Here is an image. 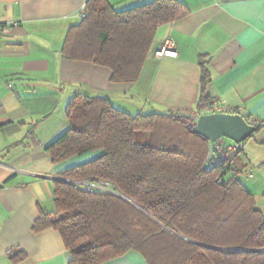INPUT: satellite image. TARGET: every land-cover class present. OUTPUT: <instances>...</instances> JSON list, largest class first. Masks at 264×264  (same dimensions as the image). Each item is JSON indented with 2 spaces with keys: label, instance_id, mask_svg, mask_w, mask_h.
Returning a JSON list of instances; mask_svg holds the SVG:
<instances>
[{
  "label": "trees",
  "instance_id": "trees-1",
  "mask_svg": "<svg viewBox=\"0 0 264 264\" xmlns=\"http://www.w3.org/2000/svg\"><path fill=\"white\" fill-rule=\"evenodd\" d=\"M189 13L175 0L121 12L107 0H89L62 57L110 69L112 83H137L158 29ZM209 80L202 63L198 114L214 102L206 97ZM177 115H131L105 97L77 96L66 109L68 129L46 151L54 165L93 159L59 174L55 212L41 211L34 233L59 232L69 264H104L130 252L147 264H264V213L235 165L210 170L209 141L194 133V118ZM67 181H105L124 198Z\"/></svg>",
  "mask_w": 264,
  "mask_h": 264
},
{
  "label": "crops",
  "instance_id": "crops-1",
  "mask_svg": "<svg viewBox=\"0 0 264 264\" xmlns=\"http://www.w3.org/2000/svg\"><path fill=\"white\" fill-rule=\"evenodd\" d=\"M88 1L0 0V264L72 259L59 232L36 234L33 228L41 211L55 212L59 174L93 159L54 165L46 151L68 129L66 109L77 96L105 97L131 115L197 119L202 63L210 73L206 97L260 125L251 138L253 155L244 146L234 169L264 213V0H175L189 15L158 29L140 80L132 84L112 83L108 68L62 57L67 34L81 24ZM154 1L107 0L118 12ZM169 37L177 53L159 57ZM104 264L147 262L130 252Z\"/></svg>",
  "mask_w": 264,
  "mask_h": 264
},
{
  "label": "built area",
  "instance_id": "built-area-1",
  "mask_svg": "<svg viewBox=\"0 0 264 264\" xmlns=\"http://www.w3.org/2000/svg\"><path fill=\"white\" fill-rule=\"evenodd\" d=\"M82 18H86V13L84 11L80 14ZM4 32V24L0 21V44L2 42ZM177 53L176 42L173 38L169 37L162 42L157 52L159 57H164L168 55H175ZM214 114H232V115H244L241 110L235 107H231L223 102L214 101L211 105H207L203 108L198 116L202 115H214ZM245 118V117H244ZM246 119V118H245ZM246 121L259 128L260 125L255 123L251 119H246ZM212 149L215 154L213 161L210 163V170L215 167L223 168L228 171L233 168L236 161L244 152V144H235L234 142L219 138L214 143H212ZM229 175L226 177L220 176L217 180L218 183H223L227 180ZM68 183L74 185L76 188L88 193H106L116 197L124 198V196L114 187L111 183L105 181H93V182H82V181H67Z\"/></svg>",
  "mask_w": 264,
  "mask_h": 264
},
{
  "label": "water",
  "instance_id": "water-1",
  "mask_svg": "<svg viewBox=\"0 0 264 264\" xmlns=\"http://www.w3.org/2000/svg\"><path fill=\"white\" fill-rule=\"evenodd\" d=\"M178 118L191 121L193 117L189 114H179ZM258 128L249 124L242 115L214 114L198 116L194 126V133L209 141V156L207 163L214 159L212 143L219 138L228 139L235 144H243L251 139Z\"/></svg>",
  "mask_w": 264,
  "mask_h": 264
},
{
  "label": "rangeland",
  "instance_id": "rangeland-1",
  "mask_svg": "<svg viewBox=\"0 0 264 264\" xmlns=\"http://www.w3.org/2000/svg\"><path fill=\"white\" fill-rule=\"evenodd\" d=\"M148 114V113H147ZM147 114H144V115H147ZM194 120L196 121V119L194 118ZM244 146H246V151L247 152H250L252 155L253 153L251 151H253V148L256 149L257 146L254 145V143H252L251 139H248L246 140L244 143ZM258 155H260V153H258ZM232 176H229L227 179L231 178Z\"/></svg>",
  "mask_w": 264,
  "mask_h": 264
}]
</instances>
